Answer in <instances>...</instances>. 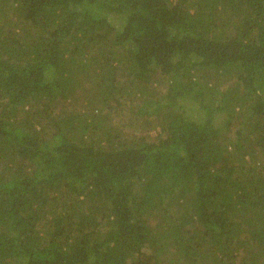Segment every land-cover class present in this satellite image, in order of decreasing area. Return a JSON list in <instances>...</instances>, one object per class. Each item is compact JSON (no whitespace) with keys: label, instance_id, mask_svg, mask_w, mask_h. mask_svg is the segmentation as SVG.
Returning <instances> with one entry per match:
<instances>
[{"label":"trees","instance_id":"trees-1","mask_svg":"<svg viewBox=\"0 0 264 264\" xmlns=\"http://www.w3.org/2000/svg\"><path fill=\"white\" fill-rule=\"evenodd\" d=\"M0 264H264V0H0Z\"/></svg>","mask_w":264,"mask_h":264},{"label":"rangeland","instance_id":"rangeland-1","mask_svg":"<svg viewBox=\"0 0 264 264\" xmlns=\"http://www.w3.org/2000/svg\"><path fill=\"white\" fill-rule=\"evenodd\" d=\"M123 107L120 108H116L113 112L114 117L112 118V122L115 123L116 125H119V123H127L128 125H125L126 127L129 126L128 128H124V131H131L135 130V129H143L142 132L145 131V129L149 126V125H145L142 120L139 119H134L132 120L131 118H129L128 113V109H122ZM114 119V120H113ZM129 122H131V124H129ZM112 123V124H113ZM154 129H151V131H149V135H153L155 132L153 131Z\"/></svg>","mask_w":264,"mask_h":264}]
</instances>
